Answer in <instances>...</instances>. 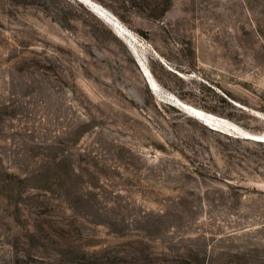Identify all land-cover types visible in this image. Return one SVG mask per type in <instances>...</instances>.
Returning <instances> with one entry per match:
<instances>
[{"label": "rangeland", "instance_id": "1", "mask_svg": "<svg viewBox=\"0 0 264 264\" xmlns=\"http://www.w3.org/2000/svg\"><path fill=\"white\" fill-rule=\"evenodd\" d=\"M263 132L264 0H0V264H264Z\"/></svg>", "mask_w": 264, "mask_h": 264}, {"label": "trees", "instance_id": "2", "mask_svg": "<svg viewBox=\"0 0 264 264\" xmlns=\"http://www.w3.org/2000/svg\"><path fill=\"white\" fill-rule=\"evenodd\" d=\"M60 165V164H59ZM49 169V168H47ZM63 169H61L60 167H58L57 169L55 168V172L53 176H49L46 174L45 171V175L44 172H38L35 176H31V179L34 178H39V180H43L44 184L41 185V188L46 189V190H53L55 186L58 187H63L66 186V184L69 183H73L74 179L77 178V172L74 168L68 167L66 173H62ZM44 176V178L42 179V177ZM76 206V201L73 202V206Z\"/></svg>", "mask_w": 264, "mask_h": 264}, {"label": "water", "instance_id": "3", "mask_svg": "<svg viewBox=\"0 0 264 264\" xmlns=\"http://www.w3.org/2000/svg\"><path fill=\"white\" fill-rule=\"evenodd\" d=\"M250 138H253L255 140H258V137L250 136Z\"/></svg>", "mask_w": 264, "mask_h": 264}, {"label": "bare ground", "instance_id": "4", "mask_svg": "<svg viewBox=\"0 0 264 264\" xmlns=\"http://www.w3.org/2000/svg\"><path fill=\"white\" fill-rule=\"evenodd\" d=\"M120 31V30H119ZM263 134H264V132H263Z\"/></svg>", "mask_w": 264, "mask_h": 264}]
</instances>
